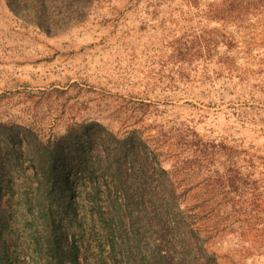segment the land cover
Listing matches in <instances>:
<instances>
[{
	"label": "rangeland",
	"instance_id": "1",
	"mask_svg": "<svg viewBox=\"0 0 264 264\" xmlns=\"http://www.w3.org/2000/svg\"><path fill=\"white\" fill-rule=\"evenodd\" d=\"M91 121L160 145L220 264H264V0H98L56 36L0 0V264L57 254L32 245L36 222L16 202L32 172L17 126L47 138Z\"/></svg>",
	"mask_w": 264,
	"mask_h": 264
},
{
	"label": "trees",
	"instance_id": "2",
	"mask_svg": "<svg viewBox=\"0 0 264 264\" xmlns=\"http://www.w3.org/2000/svg\"><path fill=\"white\" fill-rule=\"evenodd\" d=\"M4 1L14 16L56 36L82 22L98 0ZM17 127L14 150L27 158L32 172L24 177L16 202L36 222L32 245L57 250L56 256L47 255L46 264L108 258L124 264H220L196 213L183 206L185 191L163 166L160 145L141 130L119 135L91 121L43 138L31 127ZM8 196L9 203L15 202V194ZM55 202L80 221L78 236L70 224L56 222ZM86 221L89 233L82 229ZM86 233L96 250L90 255L81 242Z\"/></svg>",
	"mask_w": 264,
	"mask_h": 264
}]
</instances>
